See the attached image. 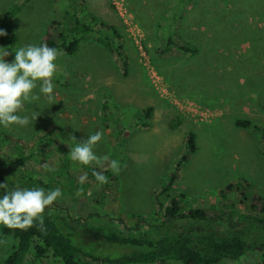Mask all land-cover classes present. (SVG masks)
I'll return each instance as SVG.
<instances>
[{
	"label": "rangeland",
	"instance_id": "374dc122",
	"mask_svg": "<svg viewBox=\"0 0 264 264\" xmlns=\"http://www.w3.org/2000/svg\"><path fill=\"white\" fill-rule=\"evenodd\" d=\"M177 8L178 0H0V30L6 32L0 48L9 52L42 44L49 28L65 26L71 15L93 29L75 53L57 60L55 104L41 94L20 113L31 118L39 112L33 125L0 126L11 137L0 153L16 166V159L33 152L21 169L63 193L46 211L75 235L76 245L111 259L138 249L107 241L108 230L153 237L164 233L162 219L152 221L157 193L185 154L188 133L195 137L196 150L181 165L173 192L183 195L182 209L204 210L209 220L196 221L201 228L225 231L230 222L239 229L258 226L249 216L253 198L264 193V140L261 132L237 128L235 121L264 130V0H190L180 14ZM89 15L116 30L127 75L121 73L111 32L101 37L100 25ZM168 37L190 51L158 55ZM148 107L153 108L149 126L136 127ZM96 132L103 133L96 154L121 164L118 174L108 169L112 176L104 185L93 176L100 169L69 156L70 135L79 141ZM85 173L88 180L81 185L78 177ZM228 187L231 193H225ZM213 217L220 218L218 224ZM187 221H174L171 229L181 231ZM1 226L3 264L16 241ZM249 232L250 240H264L260 230ZM25 264L60 263L52 256L35 260L31 250ZM228 264H264V259L254 250Z\"/></svg>",
	"mask_w": 264,
	"mask_h": 264
},
{
	"label": "trees",
	"instance_id": "16d2710c",
	"mask_svg": "<svg viewBox=\"0 0 264 264\" xmlns=\"http://www.w3.org/2000/svg\"><path fill=\"white\" fill-rule=\"evenodd\" d=\"M190 0H178V14L182 11L183 5L189 4ZM187 3V4H186ZM181 8V9H180ZM69 14V13H68ZM170 16H174L172 13ZM88 19L92 22H98V19L89 15ZM80 20L75 15L69 16V23L65 26L57 25V27L49 28L43 37L42 44L49 47L57 48L64 54L71 55L77 51L81 39L92 32L90 25L80 24ZM100 28L97 31L102 37L106 31L111 32V39L116 44L114 52L119 60L120 70L123 76L127 75V57L124 54L123 47L118 44V34L113 27H108L98 22ZM102 34V35H101ZM106 37V36H105ZM8 44V40H5ZM106 41V40H105ZM173 49L181 52H189V48L178 45L171 37L166 40L165 46L158 49L160 56L172 51ZM16 50V49H15ZM15 50H10L14 54ZM13 52V53H12ZM14 56V55H13ZM14 57L11 59V61ZM10 61V62H11ZM153 114V108L148 107L140 112V123L136 125L138 128H146L149 126ZM237 128L251 129L261 132L264 140V130L261 127L253 126L251 122L246 120H236ZM11 140L10 136L0 132V146ZM185 154L181 157L175 166L173 174L168 178L165 185L160 188L157 193L158 210L154 215L153 222L158 223L160 219L164 233H158V236L136 234L123 235L117 230H108L104 235L107 241L121 246H131L136 251L123 254L117 258L104 257L93 250L83 249L76 245L75 235L63 228V223L59 217L52 212L45 213L43 231L38 227H32L28 230H12L2 225V232L11 235L16 241L12 252L6 257L3 264H25L26 255L32 250L33 258L41 260L52 256L60 264H228V262H237L242 259L248 251L256 250L264 259V240H250L248 234L252 231H261L264 235V193L261 197L253 198L252 221L258 226L252 229L249 227L237 228L232 222L227 225L225 231L221 228L215 229L213 226H198L196 221L208 222V215L202 209L183 210L181 207V198L183 195L173 196L174 185L179 174L181 165L186 162L191 154L196 150L195 137L193 133H188L185 138ZM33 153V152H32ZM32 153L20 157L15 160V164L4 158L0 153V183H6L8 188H34L29 187L33 183L35 187L44 188L47 191L53 190V184H45L40 180L27 176L24 169L20 166L32 157ZM112 172L106 170L104 175L111 177ZM34 182H33V181ZM236 190V188H235ZM233 187H228L226 192L231 193ZM225 193L222 197L225 198ZM4 194V190L0 189V197ZM163 201L168 202L164 206ZM258 206L260 209H258ZM236 215L230 212L231 217ZM215 224H218L220 218H212ZM142 222H147L146 217H139ZM187 221V224L181 231L171 229L174 221ZM169 223V224H167ZM201 223V222H200ZM239 225H244L239 223ZM223 229V228H222ZM247 235V238L242 235Z\"/></svg>",
	"mask_w": 264,
	"mask_h": 264
},
{
	"label": "clouds",
	"instance_id": "9594fccd",
	"mask_svg": "<svg viewBox=\"0 0 264 264\" xmlns=\"http://www.w3.org/2000/svg\"><path fill=\"white\" fill-rule=\"evenodd\" d=\"M6 32L0 30V36ZM13 53V52H12ZM10 55L6 48H0V126L10 128L13 125L26 127L33 125L39 112L20 115L26 103L32 104L44 95L50 104L54 101L55 85L53 79L59 69L57 60L64 55L63 51L49 47L46 44H27L14 52V59L7 62ZM39 87V93L36 89ZM103 133L96 132L77 141L69 136L72 147L69 156L72 162L84 166H91L99 171H93L96 182L100 185L108 183L104 170L110 169L114 174L121 171V164L108 155L98 156L95 148L101 142ZM48 171H53L47 164L43 165ZM88 180L87 174H81L78 182L83 185ZM4 194L0 197V225L12 230H28L38 227L43 231L44 213L63 193L60 188L45 191L44 188L9 189L6 183H0ZM4 241H0L3 243Z\"/></svg>",
	"mask_w": 264,
	"mask_h": 264
}]
</instances>
